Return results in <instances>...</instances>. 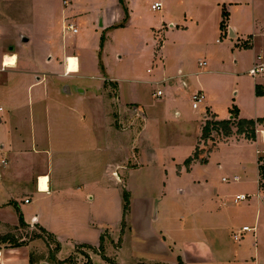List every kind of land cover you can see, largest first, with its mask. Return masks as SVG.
<instances>
[{
    "label": "rangeland",
    "instance_id": "rangeland-1",
    "mask_svg": "<svg viewBox=\"0 0 264 264\" xmlns=\"http://www.w3.org/2000/svg\"><path fill=\"white\" fill-rule=\"evenodd\" d=\"M68 1L70 6L66 8L63 4L64 0H0V5L3 3L6 5L2 7L0 14L7 10L9 14L7 18L9 19L11 14L13 19L9 20L14 22H11L12 26L9 28L4 26L0 30V33L5 29L9 31V37L0 38V59L4 48L2 41L5 40V48L9 44L15 46L17 43L9 42L11 38L14 41L19 37L20 29L25 30L32 37L33 43L29 49L34 51L35 55L44 56L48 50L61 47L63 42L66 49L68 48L66 54H74V41L76 40L77 48L81 51L78 52L82 55L85 65L87 64L89 72L94 71L95 62L99 59L100 68L103 69L104 64L108 75L113 73L117 76L119 74L122 81L128 80L124 83H128L129 93L135 96L140 106H129V109L122 113L116 108L114 111H110L107 121L106 114L103 115V113L100 117H93L91 123L96 133H93V144L95 148L98 147L100 142L98 139L102 137V145L109 147V154L99 156L93 152L91 153L92 158H88L89 163L79 166L71 165V172L68 171L69 168L63 169L64 164L60 166L58 163H52L50 165V173L54 177L61 175L60 178H63V183L66 182L64 174H75V179L68 181L72 187L75 184L74 190L77 193L75 197H67L69 198L67 199L68 203L71 205L70 211H64L63 207L60 208L58 204L59 201H62L63 196L54 200L55 205L58 204V211L46 210L53 208V201L40 203L37 193L31 190L17 195L13 203V211L22 208L26 214L25 210L34 211L38 208L36 213L42 217L41 223L65 246L62 253L63 257L69 254L70 245L72 246L74 243H99L100 245L101 238L104 236L103 245L106 257L99 255L108 264H134L136 262L133 261V256L130 254L131 235H125L128 231V222H125L124 231L122 225L125 195H128L130 201L133 199L154 200V216H160L158 220L148 222L147 219V223H144V220L140 218L141 211H138L136 212L138 216L133 215L130 219L132 227L135 224L144 230L145 224H149L153 228L158 225L169 228L175 232L173 238L181 244L184 250L187 243H193L197 240L192 235L181 231L180 219L186 220L188 211L199 207L201 198L206 194L210 195L215 189L220 196H223L221 199L225 198L228 204V214L237 219L236 221L241 228L238 227L240 229L236 230H241L243 225L254 227L253 221H243L241 215L237 214L242 210L244 211L248 203H253L258 198L259 189L256 183L254 185V179L250 178L252 182L248 185L244 184V180L248 179L247 174H254L256 178L257 148L255 144L236 140L224 142L221 141L222 136L216 134L215 143L210 142L203 146L204 151L207 152L205 153L206 162L198 161L191 171L186 170L177 175L172 173L175 164L171 163L170 153L180 152L191 146L195 150L211 104L213 105L211 110L218 114L222 120L231 118L230 110L232 109H238L239 115L243 118L264 119V99L261 102L256 100L259 97L256 93L257 86L264 91V74L256 77L249 74V70L257 63L264 62V33L262 34L261 30L258 29L253 40L250 37L254 35L253 27H251L246 36L240 35L239 38L231 40L230 33L227 31L228 28H226L218 37L221 43L218 44L213 39L209 41V46L211 49L226 50L227 57L222 62L215 61V63L204 56L201 59L208 63L205 70L207 73L200 72L198 63H194L195 65L191 67L193 75L161 84L158 87L164 94L165 103L156 104L152 94L158 87L148 82L150 75L147 70L155 69L157 62L150 64L149 61H145L147 59L146 53L152 51L150 45L146 47L147 51L143 50L146 53L141 52L142 55L140 56L137 44L132 41L133 38L128 34H119V32L115 33L108 29L102 30L98 27L101 17L106 20L113 13L111 8L114 6V0ZM154 1L124 0L123 4L119 2L126 14L123 22H127L130 9L142 25L161 28L163 24L160 23V20L164 16L167 18L168 13L177 14L179 12L175 2H167L165 3L166 7L161 12L154 13L151 11ZM261 2H256L254 11L256 17L260 19L262 15L264 16V2ZM203 3L205 4V0H194L193 4L189 3L188 5H192V11L194 10L193 7L201 6ZM63 12H65L64 15L79 16L81 31L79 35L74 37L68 33L69 31L66 32L67 34L65 32L64 35L61 34L60 24ZM168 23L167 20L166 25ZM6 24L9 23L6 22ZM58 29H60L59 37L57 36ZM150 30L153 32L152 29ZM229 41L234 42L231 48ZM246 41L252 42L251 48L241 46ZM156 44H160V39H156ZM216 51L218 55L224 56L223 52L219 53L221 50ZM259 56H263V61L259 60ZM60 59V63L63 64L64 56L61 55ZM159 59L161 58L159 57ZM67 62L69 74L79 71V62L76 57H68ZM134 72H139L140 75L132 77ZM92 76H97V74L91 73L85 79H70L67 82L71 86L78 85L81 89L84 88L90 92L92 90L89 89V85L100 83ZM9 77L10 75L7 73L1 75L0 88L6 86V79L8 80ZM53 79L58 80L57 78ZM104 89L106 95H117L114 84L105 83ZM200 91L205 93L207 103L201 106L199 110H195L192 107L190 97ZM88 97L91 99V96ZM8 99L7 94L5 95L4 92L0 91V107L6 109V112L10 107ZM95 102L97 101H92L94 104ZM106 138L108 145L105 144ZM261 138H264V134ZM258 148L264 154V145H260ZM138 152L142 154V157L138 158ZM139 159L143 161L144 168L135 172L128 170L138 168L137 160ZM1 160L2 157L0 156V174L5 172ZM250 160V165L246 164L249 167L248 172L243 175L241 171L243 163ZM160 163H165L167 173L160 166ZM44 168L45 170L48 169V163H45ZM158 169L160 171H157ZM235 175L240 176V182L233 183L234 181H231ZM223 178L228 181L224 182ZM81 184L84 186L83 189L80 187ZM238 193L249 195L251 198L235 204L231 199L234 201ZM25 196H30L29 200L33 198L31 205L25 204ZM161 199L168 207L166 215L168 219L163 214V207L161 210V203H159ZM15 216L17 218V215ZM56 216H60L65 223H56V218L52 219ZM143 230H141L142 235L144 234ZM34 232H37L35 228L15 231L12 227L11 229L0 227V236L13 234L27 240L31 239ZM114 235H119L116 241L113 238ZM251 236H253L252 233L244 235L242 238L244 240H241L240 244L244 245L243 242H248L252 245ZM233 239L232 233V240H228V245L232 249L240 245L235 243ZM249 240L251 241L249 242ZM258 244L263 254L264 243L259 242ZM79 247L80 251L88 255L91 253L88 247ZM7 248H9L7 245H3L1 250ZM121 248L122 252H118ZM49 250L46 241L43 244L33 246V253L36 257H43L44 262L54 264L49 259ZM188 250L192 251V249ZM94 264H99V260L95 259Z\"/></svg>",
    "mask_w": 264,
    "mask_h": 264
},
{
    "label": "crops",
    "instance_id": "crops-1",
    "mask_svg": "<svg viewBox=\"0 0 264 264\" xmlns=\"http://www.w3.org/2000/svg\"><path fill=\"white\" fill-rule=\"evenodd\" d=\"M258 1L264 2V0H205V4L193 7L194 10L191 11L192 5L189 6L188 4H193L194 0H155L154 4L159 2L162 5L161 10H159L160 12L166 7L165 3L167 2H175L179 12L177 14L168 13L167 18L164 16L160 20V23L163 24L161 28H151L150 26L142 25L130 9L127 22H123L126 14L119 4V0H114V6L111 8L113 13L106 20L101 17L98 27L102 30L108 29L115 33L119 32V34H128V36L133 38L132 41L137 44L140 56L143 52L146 53V47L150 45L152 51L146 53L147 59L145 61H149L150 64L157 62V65L155 64V69L147 70V73L150 75L148 82L158 87L161 84L193 75L191 67L195 65L194 63H198L200 72L207 73L205 70L208 67V63L201 59L204 56L218 63L227 57L226 50L215 47V49H211L209 46V41L213 39L218 44L221 43L218 37L222 34L220 26L224 10L229 13L227 31L230 33L231 40L239 38L240 35L246 36L249 33L248 29H251V27H253L254 35L250 37L253 40L254 36L258 33V29L263 34L264 16L262 15L260 19L254 13L256 2ZM63 4L66 8L70 6L68 0H64ZM3 6L6 5L4 3L0 5V13ZM152 6L151 11L154 13L158 12L153 10ZM64 14L65 12H63L60 24L61 34L64 35V32L67 34L66 32L69 31L68 33L74 37L79 35L81 32L78 20L79 16ZM8 15L7 10L0 14V30L4 26L9 28L14 23L9 20L13 19L11 14L9 19L7 18ZM167 20L169 23L166 25ZM6 22L9 24H6ZM69 26H71V29H69ZM150 29L153 30L154 34ZM8 32V29L1 31L0 38L3 36L9 37ZM57 36H60V29L57 31ZM157 38L160 39L159 45L156 44ZM12 40L13 38H11L9 43L15 42L17 44L14 46L8 43L9 45H6V48L4 45L5 40L2 41L4 48L2 49L0 59L1 69L6 64V59L13 56L16 57L14 66H9L10 68H6L5 71L0 72L1 75L5 73L10 75L8 80L6 79V86L0 88V91L4 92L5 95L7 94L10 104L8 112H6V109L0 107V156L2 157L1 165L5 169V172L0 174V227L3 226L9 229L12 227L13 230L20 231L18 210L13 211V203L17 195L31 190L37 193L40 203L46 201H53L54 203V200L63 196L62 201H59L58 204L60 208L63 207L64 211H70L71 205L68 203L67 199L69 198L67 197H75L77 193L74 190L75 184L72 187L68 181L75 179V174H64L66 182L63 183V178H60L61 175L54 177L50 173V165L52 163H58L60 166L64 164L63 169L69 168L68 171L71 172V165L79 166L89 163L88 158H92L91 153L93 152L99 156L109 154V147H103L102 145V137L98 139L100 140L98 147L96 146L95 148L93 144V133H95L91 123L93 117H100L101 113H103V115L106 114L107 121L110 111H114L117 108L122 113L126 109H129V106H140V103L135 99V96L129 93L128 83H124L128 80L122 81L119 74L117 76L113 75V73L108 75L104 64V68H100L99 59L95 62L94 71L89 72L87 64L85 65L83 57L80 54L81 51L77 48L76 40L74 41V54H66L68 48L66 49L63 42L61 47L48 50L44 56L35 55L34 51L29 49L33 40L25 30L20 29L19 37L14 41ZM233 43V41H229L230 48ZM249 43L251 48L252 42ZM243 44L241 45L242 47H244ZM216 50H221L219 53L223 52L224 56L218 55ZM61 55L64 56L63 64L60 63ZM68 57H76L78 59L79 71L77 73H68ZM258 58L263 61V56H259ZM201 63L205 64L201 65ZM259 64L264 65V62ZM91 73L97 74V76H92V78H96L100 83L89 85V89L92 90L90 92L84 88L81 89L78 85L71 86L67 82L70 79H85ZM261 74H264V72ZM139 75V72H134L131 76L136 77ZM53 78H57L58 80H54ZM59 82L64 83L60 84ZM105 83L116 85V96L106 95V92H104ZM130 84L133 83L130 82ZM158 90L161 89L158 87L152 94L154 102L156 104L165 103L163 99L164 94L161 97L156 96ZM200 92L203 93L204 99L197 109L193 107L194 94L190 97L192 107L195 110H199L201 106L207 103L205 93L203 91ZM262 92L263 95L256 98L257 102H261L264 99V91L262 90ZM88 96H91V99ZM90 100L91 102L89 103ZM92 101L97 102L94 104ZM211 108L213 109L212 104ZM211 108H208V111L215 114ZM215 115H217L219 120H222L218 114ZM239 117L243 118L240 115ZM206 119L203 122L201 132ZM263 134L264 125H259L256 141H249L243 137H232L224 141H247L255 144L257 148L256 178L254 174H247L249 167L246 164L250 165L251 160L243 163L241 171L243 175L246 173L248 176V179L244 180V184H250L252 182L250 178H252L254 179V185L255 183L258 185V198L253 203H248L245 210L237 214L241 215L243 221L249 220L254 222V227L246 225L252 230L245 234H253L251 236L253 244L243 242L244 245H242L240 243L244 239L242 241H235L233 239L235 243L240 245L235 246L234 249L228 245V240H232V233L234 235L235 232H238L236 229H240L241 227L238 221H236L237 219L228 214V204L225 198L221 199L223 196H220L216 189L210 195L206 194L201 198L199 207L188 211L189 214L186 220L180 219L181 231L192 235L197 240L193 243H187L185 250L173 238L175 232L169 228L167 229L159 225L153 228L149 224V226L145 224L146 228L144 230L135 224L132 227L130 219L133 215L138 216L136 213L138 211H141L140 218L144 220V223H147V219L148 222H151L160 218L158 215L154 216V200L133 199L130 201V211L126 217L128 231L125 235H131L132 238L130 254L133 256V261H136L134 264H178L179 260H182L184 264H264V253H261V248L258 244L259 242L264 243V188L261 187L258 163L260 158H264L263 152L258 148L260 145H264V138H261ZM201 136L198 139L195 150L191 146L183 151L170 153L171 163L175 164L172 169L174 175L193 169V166L199 160L195 161L188 169H186L187 167L184 166V163L194 155L198 147L202 150L200 158H206L205 153L207 152L204 151L203 146L208 145L211 140L204 142L201 140ZM106 141L107 138L105 139V144H107ZM153 152L155 153L154 150ZM139 157H142L140 152H138ZM137 162L139 164L138 168L128 170L131 172L141 171L144 168V163L140 159ZM45 163H48V169L46 170L44 168ZM160 166L167 173L165 163H160ZM157 171H160V169ZM41 177L49 179L47 191H41L40 189ZM236 177L239 178V181H234ZM222 180L224 181V178ZM231 181L238 183L241 181V178L235 175ZM80 187L83 189V184ZM181 193L183 194V191ZM212 193L214 194L212 195ZM238 195L244 194L238 193L236 197ZM246 196H248L247 200L251 198L249 195ZM236 197L234 201L231 199L233 203L239 204L240 202H244H236ZM29 198L30 196H25V204L31 205L33 198L30 200ZM163 202L162 199L159 201L161 203V210L163 207V214L168 219L166 217L168 207ZM58 204L55 205L54 203L52 209L47 208L46 210L58 211ZM19 210L25 222L30 226L29 229L38 226L52 234L41 223L42 217L37 215L36 210H25L26 214H24L22 208ZM15 215H17V218ZM54 218L57 220L56 223H65L60 216L52 217L53 220ZM243 226L245 227V225ZM141 230L144 231L143 235ZM114 236L113 238L116 241L119 235ZM40 243L43 244L44 242L42 240H35L18 248L0 250V264H30L33 246ZM60 244L61 249L56 255L57 259L64 261L71 256H78L80 264L85 262V258L83 255L76 253L78 246L92 247L97 250L100 247L99 243H74L72 246H69L71 248L69 254L63 257L62 253L65 246L61 242ZM188 249H192V251ZM89 250L91 251L89 255L92 264H94L95 259L99 260V264H108L103 261L98 253L93 252L91 249ZM118 252H122V248ZM40 264L48 263L43 260Z\"/></svg>",
    "mask_w": 264,
    "mask_h": 264
},
{
    "label": "trees",
    "instance_id": "trees-1",
    "mask_svg": "<svg viewBox=\"0 0 264 264\" xmlns=\"http://www.w3.org/2000/svg\"><path fill=\"white\" fill-rule=\"evenodd\" d=\"M124 0H119L121 4H123ZM229 21V13L227 11H223L222 14V21H221V30H226L228 26ZM244 48H250L249 41L244 42L243 44ZM256 93L258 96H262L263 92L259 89L257 86ZM207 119L202 129V136L201 140L204 142H207L211 140V142L215 143L216 141V134L218 136H222L221 141H227L228 139L232 137H243L246 140L249 141H256L257 139V128L259 125H264V119H244L239 117V110L238 109H232L230 110L231 118L226 120H219L217 118V115L212 114L210 111H207ZM202 154V150L198 147L196 149V152L194 155L190 158H188L185 161V166L187 168H190V166L197 160L206 162V158L201 159L200 156ZM259 171H260V177H261V187L264 188V158H260L259 161ZM125 203H124V220H123V231L125 228V218L128 215V212L130 211V200L128 195L124 196ZM19 219H20V229H28L30 226L25 222L24 217L19 209ZM37 232H34L31 239L27 240L25 238H19L16 237V235L13 234H7L0 236V250L3 245H7L9 248H18L21 246L26 245L28 242H32L35 240H43V242L46 241V243L49 245V259L54 264H80L78 262V256H71L68 259L64 261H60L57 259L56 255L59 253L61 249L60 242L51 234L48 233L45 229L42 227H36L35 228ZM18 230V229H17ZM15 234V233H14ZM103 241H105L104 236L101 238V244L99 249H94L92 247H88L93 252L98 253L102 255L103 257H106L104 255V245ZM54 245V248L52 246ZM76 253L83 255L85 258V262L83 264H92V260L90 255L86 254L85 252L80 251V247L78 246ZM43 261V257H36L34 253L30 255V264H40V262ZM179 264H184L182 260H179Z\"/></svg>",
    "mask_w": 264,
    "mask_h": 264
},
{
    "label": "built area",
    "instance_id": "built-area-1",
    "mask_svg": "<svg viewBox=\"0 0 264 264\" xmlns=\"http://www.w3.org/2000/svg\"><path fill=\"white\" fill-rule=\"evenodd\" d=\"M161 8H162V5H161V3H159V2L155 3V4L152 6V9L155 10V11H159V10H161ZM69 29H71V26H69ZM74 31H76V30H74ZM203 64H205V63H201V65H203ZM5 70H6V67L3 65L2 68L0 69V72H3V71H5ZM263 72H264V65H263V64H257L256 66H254V67L249 71L250 75H252L253 77H255V76H257V75H259V74H261V73H263ZM162 95H163V92H162L161 90H158V92L156 93V96H157V97H161ZM203 99H204V95H203L202 92H197V93H195V94L193 95V102H194L193 107H194L195 109H197V108L199 107V104L203 101ZM224 181H227V179L224 178ZM234 181H239V178L236 177V178L234 179ZM247 199H248V196H246V195H238V196L236 197V202L245 201V200H247ZM251 230H252V229H250V228L247 227V226L243 227L240 231L234 233V235H233L234 240H235V241H241L242 238H243V236H244L247 232H249V231H251Z\"/></svg>",
    "mask_w": 264,
    "mask_h": 264
},
{
    "label": "bare ground",
    "instance_id": "bare-ground-1",
    "mask_svg": "<svg viewBox=\"0 0 264 264\" xmlns=\"http://www.w3.org/2000/svg\"><path fill=\"white\" fill-rule=\"evenodd\" d=\"M16 63V57H11L6 59V64H4V66L6 68H10L9 66H14ZM48 182L49 179L47 177H41L40 179V189L41 191H47L48 190Z\"/></svg>",
    "mask_w": 264,
    "mask_h": 264
},
{
    "label": "water",
    "instance_id": "water-1",
    "mask_svg": "<svg viewBox=\"0 0 264 264\" xmlns=\"http://www.w3.org/2000/svg\"><path fill=\"white\" fill-rule=\"evenodd\" d=\"M68 88V87H67Z\"/></svg>",
    "mask_w": 264,
    "mask_h": 264
}]
</instances>
